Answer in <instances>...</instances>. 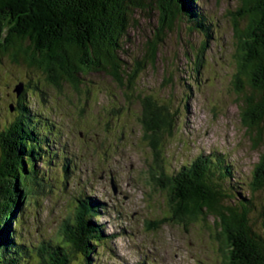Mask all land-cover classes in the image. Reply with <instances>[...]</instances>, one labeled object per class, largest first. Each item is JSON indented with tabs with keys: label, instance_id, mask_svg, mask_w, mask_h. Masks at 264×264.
<instances>
[{
	"label": "rangeland",
	"instance_id": "374dc122",
	"mask_svg": "<svg viewBox=\"0 0 264 264\" xmlns=\"http://www.w3.org/2000/svg\"><path fill=\"white\" fill-rule=\"evenodd\" d=\"M246 3L197 0L194 9L206 13L210 37L191 31L184 16L179 28L161 31L157 8L135 9L121 53L131 67L138 61L144 66L132 90L121 88L110 74L95 75L79 91L64 80L59 88L50 72L0 54V123L15 119V104L25 92L32 108L43 110L42 120L54 121L55 149L71 154L73 166L65 179V156L57 161L46 193L37 196L40 205L32 203L12 222L16 235L33 244L56 240L65 223L85 210L82 202L91 201L104 234L94 264H232L218 221L211 215L174 220L168 187L156 178L192 164L201 154H220L234 167L235 178L245 181L242 195L251 196L247 184L264 158V121L258 137L259 130L244 122L242 111L246 95H259L248 84L239 91L235 81L243 54L241 32L248 41L256 31L249 13L257 12L259 4L244 10ZM151 47L157 50L154 63L146 59ZM139 94L167 101L174 119L170 135L157 142L151 138L140 121ZM1 158L0 146V163ZM252 195L257 209L251 224L264 235V189Z\"/></svg>",
	"mask_w": 264,
	"mask_h": 264
},
{
	"label": "trees",
	"instance_id": "16d2710c",
	"mask_svg": "<svg viewBox=\"0 0 264 264\" xmlns=\"http://www.w3.org/2000/svg\"><path fill=\"white\" fill-rule=\"evenodd\" d=\"M245 1L244 10L259 4L257 12L249 13L252 16L249 22H253V26L259 25L255 26L252 35H248V41L243 40L241 32L243 54L238 59L235 81L239 91L248 84L259 95H246L242 118L251 128L259 130L260 137L263 136L264 121V36L263 25L258 22L264 18V0ZM196 2L0 0V54L12 55L29 66L50 72L59 88L64 80L79 91L88 87L95 75L110 74L121 88L132 90L144 68L139 61L131 67L121 54L124 30L132 19V12L138 8H157L161 31L179 28L177 20L184 16L191 31L198 30L210 37L211 25L206 13L194 9ZM235 25L237 29L238 23ZM8 30L14 33L7 36ZM146 59H150V63L157 60L156 47H151ZM24 94L15 104V119L0 123L3 152L0 163V264H26L29 261L33 264L37 260L41 264H94L104 234L98 223L99 214H95L97 211L91 201L90 204L82 202L85 210L65 223L56 240L43 239L33 244L22 234H15L17 231L12 222H18V212L28 210L32 203L39 204L37 196L46 193L53 178L52 169L62 156H65V179V174L73 167L71 154L57 150L54 121L50 118L43 121V110L35 111ZM151 96H137L142 105L140 121L157 142L172 133L174 119L167 101L160 102ZM219 156L201 154L192 164L185 163L180 170L167 177L158 176L156 181L168 187L174 220L197 221L211 215L228 238L232 264H264V235L251 224V215L257 209L252 194L264 189V158L247 184L252 193L247 197L241 191L245 181L236 179L234 167ZM261 216L264 218V210ZM262 222L264 225V220Z\"/></svg>",
	"mask_w": 264,
	"mask_h": 264
},
{
	"label": "flooded vegetation",
	"instance_id": "af4514ba",
	"mask_svg": "<svg viewBox=\"0 0 264 264\" xmlns=\"http://www.w3.org/2000/svg\"><path fill=\"white\" fill-rule=\"evenodd\" d=\"M262 20L260 21V22H258V23H260L261 25H263V27H262V30H263V36H264V18H261ZM259 24H257L256 23V25L255 26H258Z\"/></svg>",
	"mask_w": 264,
	"mask_h": 264
},
{
	"label": "water",
	"instance_id": "95a60500",
	"mask_svg": "<svg viewBox=\"0 0 264 264\" xmlns=\"http://www.w3.org/2000/svg\"><path fill=\"white\" fill-rule=\"evenodd\" d=\"M180 19H181V17L178 18V20H177V25H178V22L180 23ZM181 20H182V19H181ZM22 89H23V85H21L20 88L18 89V93H19ZM12 109H13V107H12Z\"/></svg>",
	"mask_w": 264,
	"mask_h": 264
},
{
	"label": "bare ground",
	"instance_id": "6f19581e",
	"mask_svg": "<svg viewBox=\"0 0 264 264\" xmlns=\"http://www.w3.org/2000/svg\"><path fill=\"white\" fill-rule=\"evenodd\" d=\"M241 54V53H240ZM245 56V55H244ZM134 65V64H133ZM47 113V112H46ZM225 157V156H224ZM84 189V188H83ZM253 197V196H252ZM251 206V205H250ZM121 211V210H120ZM43 232V231H42ZM44 234V233H43ZM46 236V235H45ZM47 237V236H46Z\"/></svg>",
	"mask_w": 264,
	"mask_h": 264
}]
</instances>
